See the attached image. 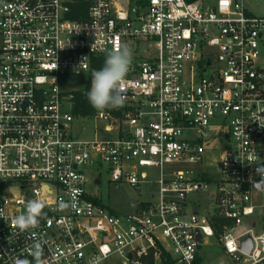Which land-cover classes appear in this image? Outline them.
<instances>
[{
	"label": "built area",
	"instance_id": "built-area-1",
	"mask_svg": "<svg viewBox=\"0 0 264 264\" xmlns=\"http://www.w3.org/2000/svg\"><path fill=\"white\" fill-rule=\"evenodd\" d=\"M121 45L133 50L124 105L75 116L93 59ZM89 118L105 136L75 140ZM262 126L264 18L244 0H0V264H35L36 242L42 264H264ZM103 172L140 198L156 190L120 216L86 190ZM30 199L45 216L19 232ZM211 239L227 263L205 261Z\"/></svg>",
	"mask_w": 264,
	"mask_h": 264
},
{
	"label": "rangeland",
	"instance_id": "rangeland-1",
	"mask_svg": "<svg viewBox=\"0 0 264 264\" xmlns=\"http://www.w3.org/2000/svg\"><path fill=\"white\" fill-rule=\"evenodd\" d=\"M205 7L213 8L216 5V0H202ZM244 5L247 12L254 17L264 18V0H244ZM86 79L77 78L73 82V89H85L86 88ZM103 124L97 123L94 119H76L72 124V137L75 140L79 141H93L96 137L105 136L103 133ZM102 131V132H101ZM213 157H206V164H211L213 162ZM152 179L158 180L159 176L156 174L155 170H147ZM97 171H88L89 178H95ZM98 178V177H96ZM100 178V177H99ZM86 190L89 193L97 194L103 201V203L110 207L116 214L120 216L128 215L133 212V209L130 207V200L135 199L139 203L145 199V194L147 192H151L156 190L154 187H142L143 190V198H140L138 192L130 186L122 185L119 186L117 184H112L108 180V176L106 172H103L101 175V184H88ZM204 199L205 196L201 195ZM196 197L194 196V199ZM201 202L203 203L204 200ZM257 203L262 204L264 202V194H261L259 198L256 200ZM256 219V218H255ZM255 219H246L242 222V226L240 227V232H245L251 228V221ZM260 227L255 230L256 234H261ZM218 238V236H217ZM216 238V239H217ZM212 243L210 248L202 247V256L208 263H216L218 261L226 262L228 261V257H223V252L221 251L218 240L211 239ZM109 264H117V261H112Z\"/></svg>",
	"mask_w": 264,
	"mask_h": 264
},
{
	"label": "clouds",
	"instance_id": "clouds-1",
	"mask_svg": "<svg viewBox=\"0 0 264 264\" xmlns=\"http://www.w3.org/2000/svg\"><path fill=\"white\" fill-rule=\"evenodd\" d=\"M132 60L133 50L127 45H121L118 49L107 52L103 66L92 71L87 98L94 109L102 111L124 105L126 98L122 93L121 85L130 70ZM255 169L261 179L254 182L253 187L259 189L264 187V165ZM25 207L26 211L11 220V226L19 232L37 228L45 216L43 211L45 204L39 199L27 200ZM31 254L35 258V264H42L43 248L39 242L32 245ZM14 264H31V262L17 258Z\"/></svg>",
	"mask_w": 264,
	"mask_h": 264
},
{
	"label": "trees",
	"instance_id": "trees-1",
	"mask_svg": "<svg viewBox=\"0 0 264 264\" xmlns=\"http://www.w3.org/2000/svg\"><path fill=\"white\" fill-rule=\"evenodd\" d=\"M188 2H195L198 0H187ZM105 56H100L97 58H94L92 61V66H91V73L94 69H100L103 64H104V60H105ZM94 110V108L91 106V104L89 103L88 100L84 99L80 94H78L76 96V100H75V106H74V115L75 116H87L88 114L92 113V111ZM222 224H224V221H221ZM221 233L220 230H216V235L219 236V234Z\"/></svg>",
	"mask_w": 264,
	"mask_h": 264
},
{
	"label": "water",
	"instance_id": "water-1",
	"mask_svg": "<svg viewBox=\"0 0 264 264\" xmlns=\"http://www.w3.org/2000/svg\"><path fill=\"white\" fill-rule=\"evenodd\" d=\"M131 204L132 206L135 207V202L133 200L131 201ZM196 239L198 245L201 246V235L199 231H196ZM252 249H253V242L251 237H248L246 240L242 242L241 251H243L246 254H251Z\"/></svg>",
	"mask_w": 264,
	"mask_h": 264
}]
</instances>
